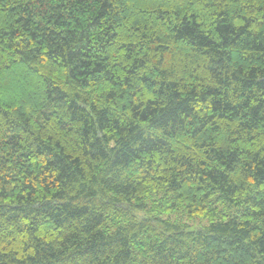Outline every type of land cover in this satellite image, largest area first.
Listing matches in <instances>:
<instances>
[{"label":"trees","instance_id":"obj_1","mask_svg":"<svg viewBox=\"0 0 264 264\" xmlns=\"http://www.w3.org/2000/svg\"><path fill=\"white\" fill-rule=\"evenodd\" d=\"M0 264H264V0H0Z\"/></svg>","mask_w":264,"mask_h":264}]
</instances>
